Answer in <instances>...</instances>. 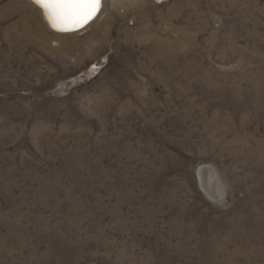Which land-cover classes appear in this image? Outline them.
<instances>
[{"label":"rangeland","instance_id":"rangeland-1","mask_svg":"<svg viewBox=\"0 0 264 264\" xmlns=\"http://www.w3.org/2000/svg\"><path fill=\"white\" fill-rule=\"evenodd\" d=\"M0 264H264V0H0Z\"/></svg>","mask_w":264,"mask_h":264},{"label":"snow or ice","instance_id":"snow-or-ice-1","mask_svg":"<svg viewBox=\"0 0 264 264\" xmlns=\"http://www.w3.org/2000/svg\"><path fill=\"white\" fill-rule=\"evenodd\" d=\"M59 31L83 27L100 11L101 0H34Z\"/></svg>","mask_w":264,"mask_h":264},{"label":"bare ground","instance_id":"bare-ground-1","mask_svg":"<svg viewBox=\"0 0 264 264\" xmlns=\"http://www.w3.org/2000/svg\"><path fill=\"white\" fill-rule=\"evenodd\" d=\"M31 2L39 8L41 14L43 15L45 21L49 24V26L52 27V29L59 31L52 26V24L50 23V21L48 19V16H47L45 10L43 8L39 7V5L34 2V0H31ZM105 7H106V0H102V7H101L98 15L85 28H88L89 26H91L92 24H94L98 20V18H100ZM59 32H65V33L73 32L74 33V32H77V30L72 29L69 31H59ZM170 49H172V48H170ZM198 174H199L200 183H201L203 191L212 200H215V201L222 200L224 197V187L222 185V182H221L219 175L217 174V172H215L214 168L211 166L203 165L199 168Z\"/></svg>","mask_w":264,"mask_h":264},{"label":"water","instance_id":"water-1","mask_svg":"<svg viewBox=\"0 0 264 264\" xmlns=\"http://www.w3.org/2000/svg\"><path fill=\"white\" fill-rule=\"evenodd\" d=\"M101 7H102V0H101ZM100 9H101V8H100ZM98 13H99V12H98ZM98 13L96 14V16L98 15ZM96 16H95V17H96ZM95 17H94V18H95ZM94 18H93V19H94ZM93 19H92V20H93ZM92 20H91V21H92ZM91 21H89V22H88L87 24H85L83 27H78V28H75V29H76L77 31H80V30H82L83 28H85V27H86ZM68 31H69V30H68Z\"/></svg>","mask_w":264,"mask_h":264}]
</instances>
